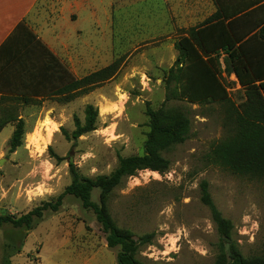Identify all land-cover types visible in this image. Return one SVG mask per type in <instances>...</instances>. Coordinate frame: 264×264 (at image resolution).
<instances>
[{
  "label": "rangeland",
  "instance_id": "obj_1",
  "mask_svg": "<svg viewBox=\"0 0 264 264\" xmlns=\"http://www.w3.org/2000/svg\"><path fill=\"white\" fill-rule=\"evenodd\" d=\"M154 3L161 6L157 0H104L95 4L94 16L84 14L76 22L83 32H76L68 57L75 77L118 61L111 79L72 97L0 104V117L2 108L24 122L22 144L14 151L10 144L17 122L0 132V215L19 217L55 202L73 179L71 165L95 178L110 175L122 157L142 155L150 130L147 104L158 109L166 103L182 108L191 121L187 140L163 152L170 169L162 174L143 170L124 179L107 201L116 224L131 230L135 240L153 234L149 243L140 242L137 259L143 264H215L220 236L201 201L203 181L233 223L232 236L242 255L264 257V176L235 173L213 157L234 132L232 105L241 108L244 91H231V102L166 101L165 77L177 59L181 34L163 8L152 16ZM223 66L225 55L219 57L220 70ZM87 104L99 110L97 129L68 140L65 132L74 131L75 116L84 121ZM48 129L53 131L47 141ZM99 196L94 189L92 201L98 204ZM118 251L107 246L93 211L71 195L31 228L0 225V264H118Z\"/></svg>",
  "mask_w": 264,
  "mask_h": 264
},
{
  "label": "trees",
  "instance_id": "obj_2",
  "mask_svg": "<svg viewBox=\"0 0 264 264\" xmlns=\"http://www.w3.org/2000/svg\"><path fill=\"white\" fill-rule=\"evenodd\" d=\"M239 20L225 22L214 16L201 26L190 28L187 36L179 39L175 47L178 56L165 77L166 101L179 100L191 104L231 102L228 86L221 78L219 57L226 56V73H234L245 94L241 108L231 112L233 134L221 142L213 151V157L231 171L242 175L264 176V26L259 30L255 26L241 32L237 26ZM119 62L86 75L81 79H70L55 95L72 97L82 89L89 91L97 82L111 79L116 73ZM14 101L30 104L28 98L2 99V105ZM232 104V103H231ZM85 118L81 121L74 117L75 129L65 137L78 139L97 129L99 110L92 104L84 109ZM146 115L149 119V132L142 155L122 157L118 167L110 175L95 178L82 176L71 165L73 179L55 202H45L27 214L0 215V225L11 224L15 228H31L43 217L44 212H56L62 206L63 199L74 196L80 200L84 209L92 210L106 234L107 246L119 248L118 264H143L137 259L140 242L149 243L153 234L135 240L131 230L119 227L107 207L111 192L128 177L143 170L165 173L170 161L163 152L184 143L191 130V121L186 112L179 107H168L164 103L154 109L147 104ZM17 122L10 151L21 146L24 135V122L18 116L1 108L0 132L11 123ZM64 131V130H62ZM201 201L210 210L213 222L220 236L221 253L215 264H264V257L246 259L233 239V223L226 219L214 203L207 181L201 183ZM94 189L100 190L99 203L92 201Z\"/></svg>",
  "mask_w": 264,
  "mask_h": 264
},
{
  "label": "crops",
  "instance_id": "obj_3",
  "mask_svg": "<svg viewBox=\"0 0 264 264\" xmlns=\"http://www.w3.org/2000/svg\"><path fill=\"white\" fill-rule=\"evenodd\" d=\"M103 1L0 0V104L2 99L28 98L32 104L64 96L55 94L70 79H81L68 60L76 32H83L75 24L84 14L94 16L95 4ZM157 1L161 6L153 4L152 16L163 8L180 30L179 39L214 16L226 23L238 19L241 32L264 26V0Z\"/></svg>",
  "mask_w": 264,
  "mask_h": 264
},
{
  "label": "built area",
  "instance_id": "obj_4",
  "mask_svg": "<svg viewBox=\"0 0 264 264\" xmlns=\"http://www.w3.org/2000/svg\"><path fill=\"white\" fill-rule=\"evenodd\" d=\"M221 74H222V77L225 78V81H226L225 83L228 86V91L229 92L235 90L236 88L242 89L237 76L234 73H232L231 75H228L226 73V70H225L224 66H223V68L221 70ZM263 97H264V92H263Z\"/></svg>",
  "mask_w": 264,
  "mask_h": 264
},
{
  "label": "bare ground",
  "instance_id": "obj_5",
  "mask_svg": "<svg viewBox=\"0 0 264 264\" xmlns=\"http://www.w3.org/2000/svg\"><path fill=\"white\" fill-rule=\"evenodd\" d=\"M102 113H106V110L105 109H102ZM53 131V129H48L47 130V141L48 139H50V136H51V132ZM50 141V140H49Z\"/></svg>",
  "mask_w": 264,
  "mask_h": 264
}]
</instances>
